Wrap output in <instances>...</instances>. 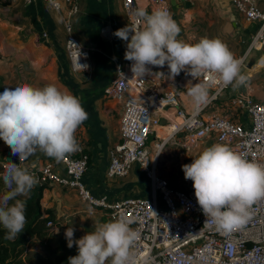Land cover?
I'll return each mask as SVG.
<instances>
[{
	"label": "built area",
	"instance_id": "built-area-1",
	"mask_svg": "<svg viewBox=\"0 0 264 264\" xmlns=\"http://www.w3.org/2000/svg\"><path fill=\"white\" fill-rule=\"evenodd\" d=\"M60 10V0H45ZM68 7L63 19L65 51L72 72L88 68L94 47L82 44L74 35L69 17L77 12L78 0H62ZM149 12L163 8L170 13V0H144ZM235 11L248 23H257L246 55L256 46L264 53V10L254 0H231ZM130 27L137 23L135 12L140 9L138 0H122ZM43 37L47 33L42 32ZM152 75L133 77L129 62L114 63V77L103 92L113 100H123L119 140L109 151L108 177H125L137 165L148 182V193L123 198H110L95 194L83 182L89 157L82 146L66 154L63 159L47 161L38 167L27 168L36 178V184L51 183L76 193L85 204V212L98 214L111 220L124 213L130 226L138 230L136 243L139 264H264V199L251 208L247 222L235 231L224 234L215 228L204 227L205 216L197 203L194 188L182 189L163 177L157 169L158 155L164 144L180 136L193 144L206 148L222 143L241 153L249 160L264 164V93L259 100L251 101L240 96L228 97L231 85L219 80L209 87L208 100L199 110L187 111L173 89H162ZM123 75H122V74ZM186 78L194 80L186 72ZM210 80L202 76L200 80ZM215 100L225 101L234 109H241L244 122L231 120L220 112L206 108ZM171 119L161 113L171 111ZM171 127L164 137L159 129ZM151 135L160 141L148 146ZM3 142L0 139V143ZM0 161V173L4 170ZM23 168L24 160L12 161ZM52 224L48 221L47 225Z\"/></svg>",
	"mask_w": 264,
	"mask_h": 264
},
{
	"label": "clouds",
	"instance_id": "clouds-1",
	"mask_svg": "<svg viewBox=\"0 0 264 264\" xmlns=\"http://www.w3.org/2000/svg\"><path fill=\"white\" fill-rule=\"evenodd\" d=\"M135 17V25L114 33L127 42L125 59L132 62L134 78L152 75L149 66L167 65L172 79L186 71L198 81H189L186 86L196 110L207 102L209 87L217 80L234 90L246 84L241 61L221 39L205 36L194 44L178 39L180 28L163 8L151 13L140 8ZM202 76L211 79L200 80ZM87 118L80 99L55 84L34 87L22 83L0 92V139L13 155H19L20 161L37 150L56 160L77 151L75 133ZM3 165L0 226L6 230L5 238L11 240L24 231L27 222L26 202L17 197L27 196L36 178L11 161ZM182 170L185 179L193 182L206 228L229 234L243 226L252 206L264 199V164L247 159L225 144L204 148L191 163L182 165ZM130 224L120 212L106 222L95 221L94 229L78 240L74 239V228L67 227V246L78 248L68 264H139V233Z\"/></svg>",
	"mask_w": 264,
	"mask_h": 264
},
{
	"label": "crops",
	"instance_id": "crops-1",
	"mask_svg": "<svg viewBox=\"0 0 264 264\" xmlns=\"http://www.w3.org/2000/svg\"><path fill=\"white\" fill-rule=\"evenodd\" d=\"M254 1L264 10V0ZM60 3V10H55L45 0H5L2 4L0 92L5 87H15L22 83L34 87L55 84L61 90L78 97L88 113V118L75 133L78 145L83 147L89 157L88 167L83 175L85 186L95 194H106L113 199L147 194L148 182H144L145 178L137 165L122 178L108 177L106 173L109 151L119 140L124 102L109 98L103 89L114 77L115 62H129L130 67L132 63L125 59L127 42L114 35L119 29L130 27L127 14L122 9V0H78L77 12L69 17L74 35L82 44L94 47L95 50L90 54L88 68L77 73L71 71L65 51L63 19L67 17L68 7L62 0ZM138 3L148 11L144 0H138ZM223 9L227 12L226 17L231 26L236 25L244 36L253 35L257 23H243L240 20L243 18L234 11L230 0L223 5ZM231 15L234 17L233 21ZM38 28L42 30L41 34L47 33L43 40H39L37 33L33 31ZM244 36L241 37L242 41ZM233 54L235 58L238 55ZM149 67L153 69L160 88H170H165L160 81V67ZM173 90L177 93L183 109L194 110L189 96L178 89L176 91V88ZM235 91L243 99L253 97L247 87L245 90L239 87ZM222 104L226 105L225 101L215 100L207 104L206 108L218 112ZM172 114V110L161 113L168 119L172 118ZM236 121L244 122L243 114ZM165 129L161 128L162 132ZM18 158L19 155H13L4 141L0 143V161L12 162ZM47 161H53V158L37 150L24 159L23 168L38 167ZM45 185L41 199L44 211L51 208V196L56 204H60L59 198L62 196V189L58 186L51 183ZM0 189L5 191L4 186Z\"/></svg>",
	"mask_w": 264,
	"mask_h": 264
},
{
	"label": "rangeland",
	"instance_id": "rangeland-1",
	"mask_svg": "<svg viewBox=\"0 0 264 264\" xmlns=\"http://www.w3.org/2000/svg\"><path fill=\"white\" fill-rule=\"evenodd\" d=\"M227 1L176 0L177 6L171 5L170 14L180 28L178 39L194 44L201 37L205 36L219 38L228 46L232 53L238 54L236 58L240 61L242 60V71L247 77L246 84L240 88H244L245 90L247 87L248 90H251L253 97L246 100L256 101L264 93V53L256 46L244 58L251 41V36L250 34L244 36L236 25H232V27L229 24L226 17L227 12L223 9V5ZM186 2H189V7L185 6ZM230 2L232 4L231 0ZM4 3L5 0H0V7ZM240 20L246 23L245 20ZM33 31L37 33L39 40L44 39L40 28ZM243 36L244 40L242 41L241 37ZM160 69V81L165 88H176V91L178 89V91L187 95L186 86L188 82H186V71H181L179 75L172 79L169 76L167 65L160 67ZM218 112L234 121L239 120L243 114L241 109H234L224 104H222ZM158 134H161V129L158 130ZM158 141L160 139L154 135H151L149 138L148 146L152 151L155 150L153 145ZM203 149L202 145L193 144L180 136H175L168 140L159 152L157 169L163 177L167 178L175 186L182 189L192 188L193 182L185 179L182 165L191 163L192 159L202 152ZM144 182L146 183L147 181L144 180ZM1 185L3 184L1 183ZM61 189H59L62 194L59 198L61 215L57 216V204L54 202L53 196H51L49 205L51 208L48 209L53 210L54 218L52 219V224L49 225V234L45 241H38L33 248L27 249L23 253L21 264H63L70 256L78 254L77 246L74 245L72 248L67 246L65 238L67 227L74 228V239L78 240L87 232L94 229L95 221H108L105 217H99L98 214L86 213L85 204L80 201L75 192L65 190V188ZM3 191L0 189V193Z\"/></svg>",
	"mask_w": 264,
	"mask_h": 264
},
{
	"label": "trees",
	"instance_id": "trees-1",
	"mask_svg": "<svg viewBox=\"0 0 264 264\" xmlns=\"http://www.w3.org/2000/svg\"><path fill=\"white\" fill-rule=\"evenodd\" d=\"M1 183L3 184L2 179H0V188L4 186ZM45 186V184H35L27 196L17 197L26 202L27 222L23 232L15 239H6V230L0 226V264H21L22 255L27 249L33 248L38 241L46 240L49 234L47 222L52 221L54 212L52 209L44 211L42 208L41 199ZM63 264H68V260Z\"/></svg>",
	"mask_w": 264,
	"mask_h": 264
},
{
	"label": "water",
	"instance_id": "water-1",
	"mask_svg": "<svg viewBox=\"0 0 264 264\" xmlns=\"http://www.w3.org/2000/svg\"><path fill=\"white\" fill-rule=\"evenodd\" d=\"M170 4L172 6H177L176 0H170ZM185 6L186 7H189L190 6L189 2H186L185 3ZM231 20L232 21L234 20V17L232 15H231ZM155 72H157V70ZM228 96L230 98L235 97V96H238L237 93H236V91L233 89V87L228 90ZM56 210L58 211V215L57 216L59 217L61 215L60 208H59V204H57Z\"/></svg>",
	"mask_w": 264,
	"mask_h": 264
},
{
	"label": "bare ground",
	"instance_id": "bare-ground-1",
	"mask_svg": "<svg viewBox=\"0 0 264 264\" xmlns=\"http://www.w3.org/2000/svg\"><path fill=\"white\" fill-rule=\"evenodd\" d=\"M166 129L162 132L161 130V135H163L164 137L170 132L171 127H165ZM162 149V148H161Z\"/></svg>",
	"mask_w": 264,
	"mask_h": 264
}]
</instances>
